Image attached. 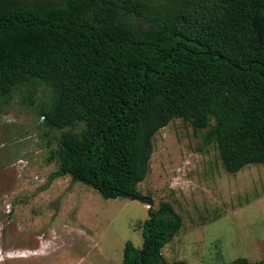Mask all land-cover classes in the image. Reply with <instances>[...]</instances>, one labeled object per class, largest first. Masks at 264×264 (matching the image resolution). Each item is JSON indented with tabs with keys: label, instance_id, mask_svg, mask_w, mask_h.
Segmentation results:
<instances>
[{
	"label": "trees",
	"instance_id": "obj_1",
	"mask_svg": "<svg viewBox=\"0 0 264 264\" xmlns=\"http://www.w3.org/2000/svg\"><path fill=\"white\" fill-rule=\"evenodd\" d=\"M33 78L55 92L41 112L62 131L55 176L149 207L121 264H164L182 226L137 190L169 122L201 132L228 174L264 165V0H0V96Z\"/></svg>",
	"mask_w": 264,
	"mask_h": 264
},
{
	"label": "rangeland",
	"instance_id": "obj_2",
	"mask_svg": "<svg viewBox=\"0 0 264 264\" xmlns=\"http://www.w3.org/2000/svg\"><path fill=\"white\" fill-rule=\"evenodd\" d=\"M54 100V89L35 78L0 96V264H121L126 242L141 247L149 207L104 200L69 176H55L59 161L51 154L62 131L45 128L41 115ZM200 136L180 119L156 132L147 176L137 186L153 210L167 202L181 217L163 262L260 261L264 165L228 174Z\"/></svg>",
	"mask_w": 264,
	"mask_h": 264
},
{
	"label": "bare ground",
	"instance_id": "obj_3",
	"mask_svg": "<svg viewBox=\"0 0 264 264\" xmlns=\"http://www.w3.org/2000/svg\"><path fill=\"white\" fill-rule=\"evenodd\" d=\"M29 255H39V253L36 252V253H31V254H29ZM25 258H26V257H25Z\"/></svg>",
	"mask_w": 264,
	"mask_h": 264
}]
</instances>
